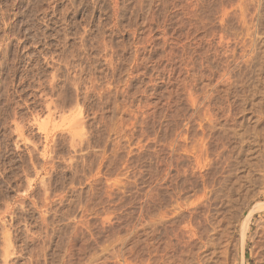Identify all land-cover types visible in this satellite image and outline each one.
Listing matches in <instances>:
<instances>
[{"label":"rangeland","instance_id":"1","mask_svg":"<svg viewBox=\"0 0 264 264\" xmlns=\"http://www.w3.org/2000/svg\"><path fill=\"white\" fill-rule=\"evenodd\" d=\"M263 7L0 0V264H264Z\"/></svg>","mask_w":264,"mask_h":264},{"label":"bare ground","instance_id":"2","mask_svg":"<svg viewBox=\"0 0 264 264\" xmlns=\"http://www.w3.org/2000/svg\"><path fill=\"white\" fill-rule=\"evenodd\" d=\"M46 4V3H45ZM48 5V4H47ZM46 5V6H47ZM37 6H38V4H37ZM246 6V5H245ZM244 6V7H245ZM41 7V6H40ZM264 8V7H263ZM35 10V9H34ZM44 11V10H43ZM262 12V11H261ZM245 13V12H244ZM257 19V18H256ZM261 21V20H260ZM243 22V21H242ZM243 24V23H242ZM85 45V44H84ZM10 48V47H9ZM263 49V48H262ZM254 53V52H253ZM257 53V52H256ZM253 55V54H252ZM262 55V54H261ZM255 56V55H254ZM7 58V57H6ZM262 60V59H261ZM251 62V61H250ZM257 62V61H256ZM255 64V63H254ZM261 66V65H260ZM10 68V67H9ZM239 104V103H238ZM243 104V103H242ZM241 105V104H240ZM237 162V161H236ZM255 163V162H254ZM257 165V164H256ZM229 171V170H228ZM256 171V170H255ZM231 173V172H230ZM253 173H254V171H253ZM247 174V173H246ZM260 174H262V173H260ZM228 176V175H227ZM246 176V175H245ZM258 176V175H257ZM260 176V175H259ZM237 178V177H236ZM257 180V179H256ZM243 181H244V178H243ZM233 185V184H232ZM248 185V184H247ZM209 186V185H208ZM230 187V186H229ZM232 187V186H231ZM209 189V188H208ZM207 189V190H208ZM203 191V190H202ZM233 191V190H232ZM236 191V190H235ZM231 192V191H230ZM254 192V191H253ZM203 193V192H202ZM259 193V192H258ZM208 194V193H207ZM251 196V195H250ZM254 196V195H253ZM178 197V196H177ZM180 200V199H179ZM183 201V200H182ZM242 201V200H241ZM177 202V201H176ZM243 202V201H242ZM173 203V202H172ZM186 203H188V201L186 202ZM190 203V202H189ZM246 204V203H245ZM178 205V204H177ZM184 205V204H183ZM171 206V205H170ZM181 206V205H180ZM185 206H186V204H185ZM168 209V208H167ZM173 209H175V207L173 208ZM178 209V208H177ZM191 209V208H190ZM190 209H188V210H190ZM172 210V209H171ZM180 210V209H179ZM179 210H177V211H179ZM193 211H194V209L192 210H190L189 212H190V217H192V216H194L193 215ZM173 213H176V211L174 212V211H172ZM180 212V211H179ZM257 212H264V201H260V202H257L255 205H253L252 206V208H251V210L249 211V214H247V217H245L246 219L244 220V222H243V224H242V226H241V236H242V245H245V243H246V236L249 234L248 232L251 230V223H252V221H253V219H254V217H255V214L257 213ZM172 214V213H171ZM181 214V213H180ZM180 214H178L179 216H180ZM189 214V213H188ZM195 214H196V211H195ZM162 215V214H161ZM176 215V214H175ZM178 215H177V217H178ZM182 217H183V214L181 215ZM161 217V216H160ZM174 217H176V216H174ZM182 217H179V218H182ZM210 217V216H209ZM208 217V218H209ZM178 218V219H179ZM191 219H193V217L191 218ZM192 221V220H191ZM260 223V222H259ZM190 224H191V222H190ZM186 225V224H185ZM187 226V225H186ZM186 228V227H185ZM219 229H220V227H219ZM215 230V229H214ZM190 231V230H189ZM227 231V230H226ZM148 232V231H147ZM177 232V231H176ZM180 232V231H179ZM10 232H8V234H9ZM178 233V232H177ZM198 233V232H197ZM196 232L195 233H189L188 235H190L188 238V240L185 242L186 243V250L185 251H187L189 254H191V256H195L196 258H197V261L199 262V260H200V256L202 255L201 253H200V249H202V247H205V245H206V242L203 240V238H202V236H197V235H199V233L197 234ZM6 234V233H5ZM185 234V233H184ZM207 234V233H206ZM237 234V233H236ZM177 236V235H176ZM197 236V237H196ZM193 237H196L197 238V241H198V243H195V240H193L192 238ZM204 237H205V235H204ZM207 237V236H206ZM176 238V237H175ZM183 238V237H182ZM186 238V237H185ZM179 239H181L180 237H179ZM210 239V238H209ZM208 239V240H209ZM192 240V241H191ZM206 240H207V238H206ZM7 241H9V240H7ZM6 241V242H7ZM180 241H183L184 242V240H180ZM214 242V241H213ZM216 243V242H215ZM8 244V243H7ZM182 244V243H181ZM169 245V244H168ZM183 245V244H182ZM207 247V246H206ZM205 251V250H204ZM263 251V250H262ZM168 252V251H167ZM181 253H183L184 254V252H181ZM208 253V252H207ZM207 253H205V254H207ZM212 253V252H211ZM214 253V252H213ZM173 255V254H172ZM180 255V254H179ZM207 255H209V254H207ZM212 255V254H211ZM184 255H182V257H183ZM210 256V255H209ZM203 258H204V256H203ZM261 258V257H260ZM264 258V257H263ZM262 258V259H263ZM179 259V258H178ZM261 259V260H262ZM174 260V259H173ZM206 260H208V259H206ZM203 261V260H202ZM164 262V261H163ZM204 262V261H203ZM181 263H183V262H181ZM187 263V262H186ZM185 263V264H186ZM184 264V263H183ZM198 264V263H197ZM200 264V263H199ZM210 264V263H209ZM216 264V263H215Z\"/></svg>","mask_w":264,"mask_h":264}]
</instances>
